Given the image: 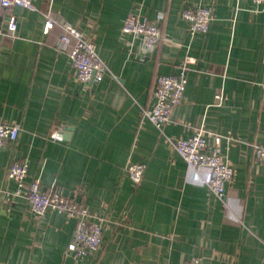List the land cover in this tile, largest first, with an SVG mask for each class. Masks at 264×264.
Returning <instances> with one entry per match:
<instances>
[{
  "label": "crops",
  "instance_id": "crops-1",
  "mask_svg": "<svg viewBox=\"0 0 264 264\" xmlns=\"http://www.w3.org/2000/svg\"><path fill=\"white\" fill-rule=\"evenodd\" d=\"M36 9L4 11L0 27V123L21 127L0 151V264H264V3L253 0H34ZM205 7L215 19L189 32L185 8ZM83 32L106 65L101 82L83 84L59 43L44 34L45 13ZM130 14L157 21L162 39L145 52L125 37ZM188 72L182 102L157 129L144 112L155 103L160 76ZM222 93L221 103L215 94ZM203 130L209 147L235 176L225 200L174 153L178 139ZM58 134V138L52 136ZM29 164L25 182L56 187L103 220L98 250L83 261L68 253L76 218L58 211L37 217L25 198L6 190L14 161ZM145 165L134 184L127 163ZM227 207V209H226Z\"/></svg>",
  "mask_w": 264,
  "mask_h": 264
},
{
  "label": "built area",
  "instance_id": "built-area-1",
  "mask_svg": "<svg viewBox=\"0 0 264 264\" xmlns=\"http://www.w3.org/2000/svg\"><path fill=\"white\" fill-rule=\"evenodd\" d=\"M253 2L260 5L264 3V0H253ZM15 6L29 10L36 9L34 0H0V19L5 10ZM181 17L188 22L189 32L192 35L206 33L215 19L212 10L205 7L185 8L181 12ZM45 18L44 34L48 35L52 30L60 29L59 43L68 53L76 69L77 79L85 85L101 82L107 68L98 55L96 45L90 42L78 28L55 16L51 11L45 13ZM16 28V19L13 17L8 22L6 30L0 27V36L13 35ZM122 33L125 37L139 39L142 49L149 53L157 48L162 39V31L157 21L141 20L134 14H130L125 19ZM195 61L191 56H187L181 64L178 75L158 78L154 93L156 103L144 112L145 117L157 129H163L171 120L174 108L182 102L187 88L188 72ZM214 100L220 104L222 93L215 94ZM20 134L19 125L0 123V151L14 144ZM52 137L56 139L59 136L54 134ZM254 148L257 160L264 162V144H256ZM174 153L186 162L190 170H208V177L204 183L217 198L225 200L227 185L232 183L235 170L229 162L223 160L219 142L215 147H209L203 130H199L186 139L176 140ZM28 169L27 161L17 160L12 163L9 179L14 181L17 187L13 191H4V194L9 198H25L37 217H42L49 211H58L76 218L74 236L68 247V253L78 262L93 255L102 241L103 220L92 215L86 206L75 198L61 194L54 186L43 190L38 180L27 184L25 180ZM125 172L134 184H140L144 179L145 165L130 160L125 167ZM184 264H201V260L192 258Z\"/></svg>",
  "mask_w": 264,
  "mask_h": 264
}]
</instances>
